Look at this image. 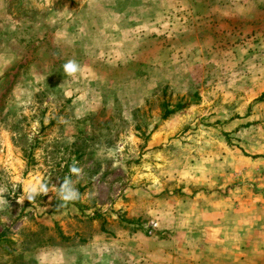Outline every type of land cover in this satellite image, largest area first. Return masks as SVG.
I'll use <instances>...</instances> for the list:
<instances>
[{"label": "rangeland", "instance_id": "1", "mask_svg": "<svg viewBox=\"0 0 264 264\" xmlns=\"http://www.w3.org/2000/svg\"><path fill=\"white\" fill-rule=\"evenodd\" d=\"M196 1L0 0V264H179L205 176L263 198L264 0Z\"/></svg>", "mask_w": 264, "mask_h": 264}, {"label": "crops", "instance_id": "2", "mask_svg": "<svg viewBox=\"0 0 264 264\" xmlns=\"http://www.w3.org/2000/svg\"><path fill=\"white\" fill-rule=\"evenodd\" d=\"M183 35L181 39L187 33ZM210 177H204V187L195 194L180 199L179 211L169 207L173 216L179 212V224L170 225L182 237L179 264H264V156L263 198L218 185Z\"/></svg>", "mask_w": 264, "mask_h": 264}, {"label": "clouds", "instance_id": "3", "mask_svg": "<svg viewBox=\"0 0 264 264\" xmlns=\"http://www.w3.org/2000/svg\"><path fill=\"white\" fill-rule=\"evenodd\" d=\"M59 36V34H58ZM64 74L73 79L77 78L78 75H83L85 69L82 65H80L76 60L69 59L63 64ZM69 172L72 175L79 177L83 169L78 167L75 163L72 164L69 168ZM56 190V194L58 195L61 204H59V208L66 206L69 203L76 202L80 200L81 193L79 190L73 185V182L70 177H65L60 183L58 190L57 186H53L52 188L45 182H43L40 177H35L32 181L26 183L22 188V194L17 197V203L23 204L25 200L30 203L35 201L36 197L39 195H47L49 192ZM3 189H0V196H2ZM4 201L0 199V203Z\"/></svg>", "mask_w": 264, "mask_h": 264}, {"label": "trees", "instance_id": "4", "mask_svg": "<svg viewBox=\"0 0 264 264\" xmlns=\"http://www.w3.org/2000/svg\"><path fill=\"white\" fill-rule=\"evenodd\" d=\"M164 104V103H163ZM184 104L181 103H177L176 106H174L173 108H168L167 104H164V108H163V117H167L169 114L173 113L174 111H176L177 109H180L182 107H184Z\"/></svg>", "mask_w": 264, "mask_h": 264}]
</instances>
